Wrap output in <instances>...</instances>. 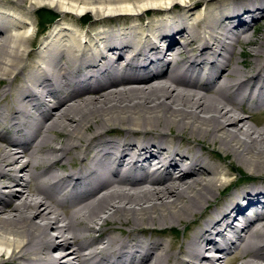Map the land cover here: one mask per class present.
Segmentation results:
<instances>
[{
	"label": "bare ground",
	"instance_id": "bare-ground-1",
	"mask_svg": "<svg viewBox=\"0 0 264 264\" xmlns=\"http://www.w3.org/2000/svg\"><path fill=\"white\" fill-rule=\"evenodd\" d=\"M39 6L60 20L27 62ZM262 18L264 0H0V260L264 264Z\"/></svg>",
	"mask_w": 264,
	"mask_h": 264
},
{
	"label": "rangeland",
	"instance_id": "rangeland-1",
	"mask_svg": "<svg viewBox=\"0 0 264 264\" xmlns=\"http://www.w3.org/2000/svg\"><path fill=\"white\" fill-rule=\"evenodd\" d=\"M1 2L4 3V2H6V0H1ZM178 8H180V7H174L169 12L170 13H176V12L179 13V9ZM44 12L45 13H49L48 15H49V17L52 18V20L45 21V19H42V17H40V16ZM156 17L155 16H148V15L147 16H143L141 18L142 21H141L140 25L142 27H145V26L148 27L151 22H153L154 20H156V19L159 18V17H157V18ZM31 20H32L33 25H34L33 28H32L33 29L32 32L35 33V35L32 37V44L30 43L31 46L28 47V49H30L29 50V54H33V58L32 57H29V59H28L27 62L32 61V60L35 59L34 56L36 55L35 53L37 52V48L39 46V40H40V38H42L43 36H45L49 32V30L52 28V26L56 22H58L60 20V17H59V14L56 13V11H54L52 8L47 7V6H42V7L39 6V7H36L34 9L33 14H32V17H31ZM259 20H260L259 24L264 29V18L259 19ZM92 21H93V19L90 16L81 14L79 16L74 17L73 19H69L68 21H65V23H68L70 25H73V24H75V22H77L80 25L82 32H85L87 30L89 24ZM186 21H187L186 24H185L186 26L192 22L190 20H186ZM42 22H45V23L44 24H41ZM145 33H147V31H144V34ZM87 34H89L90 36H92V35H95V32H90L89 31ZM87 34H86V36H87ZM253 38H257L256 37V34H254V37ZM242 50L245 51V52H247L248 51V47L247 46H243V45L235 46V48H234V54H233V57H232V62H236V61L243 60L242 56L239 55V52L242 51ZM246 55H248V54H246ZM244 60L247 62V64L250 65L249 68H251L252 67V62L254 61V59L252 57H250V56H246ZM126 75H134V74H130V73L128 74V72H127ZM10 77H15V76H10ZM117 77L120 78L119 76H117ZM259 118H264L263 113L259 115ZM262 120H264V119H262ZM0 134L2 136H4L3 134H5V133L2 132V131H0ZM7 138L8 137L6 136V139ZM205 149H206L205 153L208 156H211L212 154H215L216 156H220V157L223 156L222 151L218 148L217 145L215 147L206 146ZM228 164H229V160H225L223 166L224 167H228ZM247 176H248L247 171L243 167H239L238 168V172H236L235 175H234V177L236 178L237 181L238 180H243ZM230 189H229V191H230ZM16 203H17V201H16ZM34 221L35 222H38L37 219H35ZM143 227H145L147 229L152 228L154 231H156V229H159V228L160 229L161 228H166L167 225H157V224H155V225L149 226V225H146V223L144 222L143 223ZM158 234H152L150 232H146L145 235L144 234L143 235H140L139 234V237H144V238L145 237H148V238H150L152 240H164V241H171V239L173 238V239H176L177 242H180V241L183 240L184 232L182 231V227L181 226H176L171 232L170 231L168 232L166 230V231H163L161 233L158 232ZM0 264H6V263H4L3 260L2 261L0 260Z\"/></svg>",
	"mask_w": 264,
	"mask_h": 264
},
{
	"label": "trees",
	"instance_id": "trees-1",
	"mask_svg": "<svg viewBox=\"0 0 264 264\" xmlns=\"http://www.w3.org/2000/svg\"><path fill=\"white\" fill-rule=\"evenodd\" d=\"M42 11V10H41ZM47 14V15H46ZM49 13H43L40 17H42V19H45V21H50V20H52V18L51 17H49V15H48ZM45 22H42L41 24H44Z\"/></svg>",
	"mask_w": 264,
	"mask_h": 264
}]
</instances>
